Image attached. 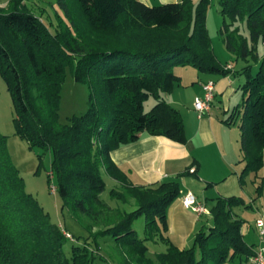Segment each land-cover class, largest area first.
Masks as SVG:
<instances>
[{"label":"trees","instance_id":"1","mask_svg":"<svg viewBox=\"0 0 264 264\" xmlns=\"http://www.w3.org/2000/svg\"><path fill=\"white\" fill-rule=\"evenodd\" d=\"M218 3L226 49L247 63L242 68V101L224 120L227 125L239 121L244 162L239 181L244 184L264 159V0ZM58 5L64 14H57L54 32L25 0L0 5V75L12 98L16 134L30 148L51 153L50 172L63 208L71 209L88 236L66 254L64 246L74 235L52 222L26 191L7 136L0 131V264H95L94 251L107 239L119 264L246 263L254 247L241 231L244 221L234 213L235 207L250 206L243 198L217 197L210 209L212 224L195 233L191 247L180 249L167 235V209L182 193L180 182L134 185L110 155L143 133L186 142L183 116L166 99L181 84L176 66L210 75L231 73L218 60L209 36L211 0L160 5L58 0ZM235 23L244 24L248 35ZM68 66L74 79L88 86V108L61 123V88ZM150 99L155 103L146 111ZM102 171L118 182L109 191L110 199L135 209L102 199ZM194 173L187 170L177 178ZM140 217L145 219L143 238L134 229ZM148 242H162L166 250L150 256Z\"/></svg>","mask_w":264,"mask_h":264},{"label":"crops","instance_id":"2","mask_svg":"<svg viewBox=\"0 0 264 264\" xmlns=\"http://www.w3.org/2000/svg\"><path fill=\"white\" fill-rule=\"evenodd\" d=\"M140 1L150 5L149 0ZM222 64L232 66V71L220 79H215V75L199 73L190 66L174 68L181 84L166 95V99L183 116L185 143L143 133L137 141L121 145L110 154L113 162L134 185L149 186L173 179L180 182L182 193L167 209V235L180 249L190 247L195 233L202 226L212 224L210 209L216 198L230 196L227 195V181L239 182L238 172L234 169L239 159V137L234 132V126L227 125L220 113L231 111L242 98L237 96V90L232 85V77L237 72L235 63L225 61ZM207 80L215 82L216 97L210 111L199 116L194 101L202 96V85ZM217 99L220 100L219 105L215 104ZM191 169H194V174L177 178L182 172H192ZM188 191L207 206L208 214H198L183 205V197ZM258 244L251 245L255 249Z\"/></svg>","mask_w":264,"mask_h":264},{"label":"rangeland","instance_id":"3","mask_svg":"<svg viewBox=\"0 0 264 264\" xmlns=\"http://www.w3.org/2000/svg\"><path fill=\"white\" fill-rule=\"evenodd\" d=\"M9 0H0L1 6H6ZM150 5H160L168 2H178L180 0H149ZM197 2L198 0H192ZM25 3L36 15L50 27L54 32L58 24L57 14L63 15V11L58 5V0H25ZM223 17L220 13V5L218 0H211V5L207 13V28L209 36L212 41L214 52L218 60L222 63L231 61L235 63L236 73L233 75V86L237 90V96L242 98L241 86L245 82L246 76L242 68L247 65L243 59H236V56L230 53L225 46L223 36L221 34V26L223 24ZM238 26L243 35H248V30L242 23H235L234 27ZM250 63H254L253 60ZM256 67V66H253ZM256 70V68H254ZM215 79L224 77L223 75H215ZM89 89L87 84L77 82L74 79L73 71L70 66L66 68L65 79L61 88V99L59 106V120L61 123H67L68 119L73 115H81L86 112L88 108ZM220 96V95H219ZM221 99V98H219ZM234 101V100H233ZM154 99H150L145 104V110L148 111L153 105ZM220 100H216L215 104L219 105ZM221 105V104H220ZM232 111V109H231ZM231 111L221 112L220 117L227 119ZM14 108L10 92L4 79L0 75V131L7 136V146L13 163L19 169L21 176L25 182V189L32 194L43 207L45 212L49 213L51 221L60 225L72 235L74 240H69L65 246V252L70 256L73 243L76 245L82 244L88 236V231L84 228L78 217L71 211L68 206L63 208V202L57 191L56 177L50 172L51 158L50 152L42 153L38 148H30L28 143L19 137L15 132L14 125ZM237 124H233L234 132L239 137V159L237 168H234L240 175L244 162L241 152V130ZM235 143V139H234ZM42 154L40 158L39 155ZM103 178L106 182V189L101 197L106 202L113 206L118 205L122 209L131 211L136 207L133 205H124L116 200H111L109 191L116 188L118 182L102 171ZM240 182V181H239ZM238 181L230 179L227 181V195L238 196L244 199L246 205L234 208V213L237 217L244 221L242 226V233L244 234L247 243L258 244L259 232L256 227V220L262 218L264 221V159L263 166L257 172H251L245 177V183L241 184ZM261 186V192L257 191V187ZM237 186V187H236ZM229 191V192H228ZM144 217L138 218L134 222V229L137 231L139 237H144ZM194 239V238H193ZM190 247L193 245V240ZM113 242L111 240H100V247L94 251L95 264H119L118 256L113 249ZM149 255L154 256L156 253L164 252L166 245L162 242L157 244L148 242ZM189 248V247H188ZM229 264H239L238 261ZM246 264V263H243Z\"/></svg>","mask_w":264,"mask_h":264},{"label":"built area","instance_id":"4","mask_svg":"<svg viewBox=\"0 0 264 264\" xmlns=\"http://www.w3.org/2000/svg\"><path fill=\"white\" fill-rule=\"evenodd\" d=\"M227 68H232V66L227 65ZM203 94L199 96L194 101V108L199 113V116L210 111L212 103L216 97V84L213 80H207L202 85ZM193 172L194 169H191ZM183 205L186 208H190L198 214H208L209 210L207 206L201 204L195 194L188 191L183 197ZM256 227L259 232V244L253 250V255L247 260L246 264H264V221L262 218L256 220ZM68 238L72 239L70 233L65 232Z\"/></svg>","mask_w":264,"mask_h":264}]
</instances>
